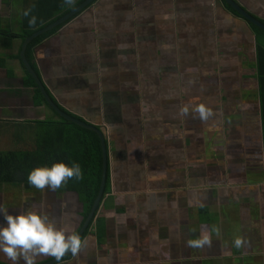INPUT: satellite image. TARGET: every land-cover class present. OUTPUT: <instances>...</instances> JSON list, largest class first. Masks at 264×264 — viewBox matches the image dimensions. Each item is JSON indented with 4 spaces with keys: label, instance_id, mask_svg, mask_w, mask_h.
Listing matches in <instances>:
<instances>
[{
    "label": "crops",
    "instance_id": "1",
    "mask_svg": "<svg viewBox=\"0 0 264 264\" xmlns=\"http://www.w3.org/2000/svg\"><path fill=\"white\" fill-rule=\"evenodd\" d=\"M234 1L264 23V0ZM63 2L55 4V20L80 5ZM47 3L55 0H0L1 123L31 128L35 119L52 118L45 99L36 104L21 56L24 39L55 21L29 24L24 13ZM226 3L92 0L33 47L28 64L49 97L67 114L99 126L107 149L108 186L80 236L82 250L59 264H264L257 36L255 24ZM28 29L35 31L27 35ZM74 84L95 88V96H76ZM98 84L104 91L97 95ZM226 117L234 124L223 125ZM55 191L0 187L7 199L13 194L15 215L35 210L78 232L84 204L73 213L69 193ZM213 229L218 245L193 243ZM239 255L245 260L236 263ZM51 259L37 256L36 264ZM0 264H11L2 252Z\"/></svg>",
    "mask_w": 264,
    "mask_h": 264
},
{
    "label": "trees",
    "instance_id": "2",
    "mask_svg": "<svg viewBox=\"0 0 264 264\" xmlns=\"http://www.w3.org/2000/svg\"><path fill=\"white\" fill-rule=\"evenodd\" d=\"M63 1L73 3L74 5L81 3L83 0H77L75 2H72L71 0H55V3L53 4L47 3L48 5H43V7L39 6L37 7L38 9H29V11H27L28 15L25 18L26 20H28V18L35 16V25L40 23L45 24L46 22H52L56 19L53 16L55 4H64ZM226 6L230 10L235 12L229 4L226 3ZM43 24L41 27H43ZM58 27L59 26L52 28L49 31L37 36L27 45L25 56L31 66V52L33 47L44 37L53 33ZM252 27L254 28V32L257 36L256 79L258 83L257 93L260 104V117L262 122L264 148V30L256 25H252ZM29 30L30 29L25 31L27 35L35 31ZM5 33L9 37L13 36V34H10L9 32L5 31ZM26 83H29L34 88V98L36 104L43 102L44 97L39 87L36 85L34 79L29 74H27ZM61 109L63 110V108ZM53 111L55 112L54 109ZM55 114L57 113L55 112ZM57 116L58 119L54 120L35 119L34 121H32V124L34 125L39 124L43 126L42 138H37V143L34 142V139L30 141L25 140L26 138L23 139V137H21L17 143H14V149L0 152V183L5 182L13 184H24L25 186H29L30 184L27 182V175L29 171L35 167L50 166L56 161H63L66 164L72 161L79 163L82 168L83 178L78 181L75 179L70 180L66 185L58 188V190L73 191L78 194L79 199L84 202L85 208L83 211L84 219L81 222L82 225L85 217L89 213L91 205L97 195L100 186L102 173L101 143L96 132L81 127L73 122L66 121L59 115ZM108 180L109 172L107 171L103 194H105L107 190Z\"/></svg>",
    "mask_w": 264,
    "mask_h": 264
},
{
    "label": "clouds",
    "instance_id": "3",
    "mask_svg": "<svg viewBox=\"0 0 264 264\" xmlns=\"http://www.w3.org/2000/svg\"><path fill=\"white\" fill-rule=\"evenodd\" d=\"M24 15H28L25 11ZM36 17L32 16L29 24H35ZM83 178L79 163L72 161L66 164L56 161L50 166H39L29 171L27 182L36 189L46 187L52 191L66 185L70 180ZM0 215L6 223L0 225V252L11 261V264H36L37 256H50L57 261L66 254L76 256L84 242L75 231L69 232L65 227H57L49 220V216L35 210L25 211L15 216L0 206ZM194 244L207 243V236L202 241H193ZM237 240L236 244L239 245Z\"/></svg>",
    "mask_w": 264,
    "mask_h": 264
},
{
    "label": "water",
    "instance_id": "4",
    "mask_svg": "<svg viewBox=\"0 0 264 264\" xmlns=\"http://www.w3.org/2000/svg\"><path fill=\"white\" fill-rule=\"evenodd\" d=\"M90 1L92 0H84L82 3H80V5L78 7H76L75 9H73L72 11H70L69 13H67L64 16H61L60 18H58L57 20H55L54 22L50 23L49 25L37 30L35 33L27 36L23 43H22V51H21V56H22V60L24 65L26 66V68L28 69V71L30 72V74L32 75V77L35 80L36 85L39 87L44 99L46 100V102L51 105V107L55 110V112L63 117L66 121L69 122H73L81 127H84L86 129L92 130L94 132L97 133V135L99 136L100 139V143H101V149H102V173H101V181H100V186L97 192V195L91 205V208L89 210V213L87 215V217L85 218V220L83 221V224L81 225V227L78 230V234L81 236V234L86 230L87 226L89 225L90 221L92 220V218L95 215L96 209L100 203L101 197L103 195V191H104V187H105V182H106V172H107V162H108V158H107V149H106V145H105V136L103 131L97 127L95 124L92 123H88L82 119H79L78 117L72 116L67 114L65 111H63L62 109H60L53 101L52 99L49 97L48 93L46 92L41 80L39 79L38 75L34 72V70L29 66L28 62L26 61V59L24 58V49L26 44L32 40L36 35H38L39 33L45 32L53 27H55L56 25H58L60 22L64 21L66 18H68L69 16H71L72 14H74L75 12L79 11L81 8L85 7ZM236 11L237 13H239L241 16H243L245 19L249 20L251 23L255 24L256 26L260 27L261 29L264 30V23L259 21L258 19H256L255 17H253L248 11H246L245 8L239 6L234 0H226ZM70 253H66L63 257H66L67 255H69ZM62 257V258H63ZM61 258V259H62ZM55 262H57L55 259H51L50 261L44 263V264H54Z\"/></svg>",
    "mask_w": 264,
    "mask_h": 264
},
{
    "label": "rangeland",
    "instance_id": "5",
    "mask_svg": "<svg viewBox=\"0 0 264 264\" xmlns=\"http://www.w3.org/2000/svg\"><path fill=\"white\" fill-rule=\"evenodd\" d=\"M77 63L79 65H81L82 67H84L83 65H85L86 60H85V58H82V59L79 58L77 60ZM81 86H82L81 84H74L73 85L74 88L75 87L77 88V90L75 88V92H74L76 96H77V94L95 96L93 93L95 88H92L91 90L87 89L88 90L87 91V90H85V88H81ZM96 87H97V93H96L97 95L101 94L104 91V89L102 91L99 89L100 84H98ZM60 93L63 97H66L67 95L70 94L69 90H64L62 92L60 91ZM83 99L84 98H82V100ZM82 100H81V102H82ZM96 102H98V101L96 100ZM1 108H3V107L0 106V114H3V111L1 113ZM226 113H227V111H226ZM226 113H224L223 115H225ZM5 117L9 118L8 116H5ZM225 120H227L226 121L227 125H233L234 124L232 121H230L228 119V117H226V118H223V125L225 124ZM223 130H224V136L225 137H228V136L232 137V135L227 131V129H225V127H223ZM42 131H43V126H41L39 124H37V125L33 124V126H31V128H28V126L24 122H18V123L5 122V124L0 125V152L14 149L13 148L14 143H17L21 137H23V139L26 138L25 140H30V141L32 139H34V142L37 143L36 142L37 138H42ZM241 139H243V135H241ZM235 142L238 143V140H235ZM242 165L244 166V163H242ZM244 168L245 167H243V169Z\"/></svg>",
    "mask_w": 264,
    "mask_h": 264
},
{
    "label": "flooded vegetation",
    "instance_id": "6",
    "mask_svg": "<svg viewBox=\"0 0 264 264\" xmlns=\"http://www.w3.org/2000/svg\"><path fill=\"white\" fill-rule=\"evenodd\" d=\"M51 106V105H50ZM50 106H48V111L50 112V117H52L51 119H58V114H55V112L53 111V109L50 107ZM4 121H7L8 122V120H4ZM3 122V121H2ZM25 123V122H24ZM3 125V124H5V122H3V123H1L0 122V125ZM252 168H256V167H252ZM255 171H258V170H256V169H254ZM3 185H6V186H8V185H14V186H17L18 184H13V183H5V182H1L0 183V187H2ZM26 188H28V187H26ZM26 188H24V189H26ZM27 190H29V189H27ZM56 192V191H55ZM64 193H69V195H70V198H71V200L68 202V203H66V205L68 206V204L70 203V202H73L74 204H75V207L72 209V212L74 213V212H78L81 208H82V206H83V204H84V202L82 201V200H80L79 199V197H78V194H76L75 192H73V191H63ZM18 193H20V192H18ZM63 193V194H64ZM17 196V195H16ZM12 198H14L13 197V194L10 196V199H7V197H5L4 195H2V194H0V206H4V207H6V211L9 213V214H11V215H15L16 213H15V211H14V209H15V207H14V203L12 202ZM21 204V202L19 201V202H17L16 203V205L17 206H19ZM54 205H55V201H53L52 203H50V206L51 207H53L54 208ZM238 205V204H237ZM70 207V206H69ZM68 207V208H69ZM67 208V210H69ZM240 208L239 207H236V210L238 211ZM83 208H82V210H81V212L83 213ZM77 216V215H76ZM82 217V216H81ZM87 217V216H86ZM85 217V218H86ZM242 217V216H241ZM241 217H238L237 218V223H240V222H242V218ZM1 219H3V216L2 215H0V220ZM0 224H1V221H0ZM233 224H234V220H233ZM229 225V224H228ZM230 226V225H229ZM217 228L219 227V226H216ZM224 231L225 230H227L228 228H222ZM217 232H218V230H216V229H213L209 234H210V237H207V243H201L200 245H203L204 244V246L203 247H207V248H211V247H213V246H216V245H218L219 244V242H220V240L218 239V237H217ZM214 237V238H213ZM232 244H235L236 245V240L235 241H232ZM264 244V243H263ZM263 244H261V245H263ZM239 245L241 246V248L244 246L242 243H239ZM208 250V249H207ZM240 252H242V249H241V251ZM234 260L236 261V263H237V261H243V260H245V257L244 256H241V255H239L238 257L236 256L235 258H234ZM208 264H212V263H209L208 262ZM214 264H218L217 263V260L216 261H214ZM259 264V263H258Z\"/></svg>",
    "mask_w": 264,
    "mask_h": 264
}]
</instances>
